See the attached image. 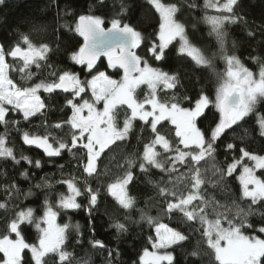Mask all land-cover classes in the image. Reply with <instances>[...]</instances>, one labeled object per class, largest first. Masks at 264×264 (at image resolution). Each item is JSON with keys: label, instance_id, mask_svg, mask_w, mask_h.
I'll return each instance as SVG.
<instances>
[{"label": "snow or ice", "instance_id": "obj_1", "mask_svg": "<svg viewBox=\"0 0 264 264\" xmlns=\"http://www.w3.org/2000/svg\"><path fill=\"white\" fill-rule=\"evenodd\" d=\"M146 2L153 17L158 16V28L148 34L124 22L132 10L124 0H119V12L111 18V27H104V18L92 14L91 7L88 13L72 14L74 27L68 22L62 25L82 38L69 59L85 66L89 75L95 71L91 79L53 68L49 59L59 45L53 48L48 42L34 43L32 38V33L45 30L43 24H32L30 33H19L15 44L0 43V125L5 129L0 133V161L11 163L13 168L22 162L29 166L18 172L24 181L35 179L30 167L42 168L40 159L17 156L9 146L11 130L19 134L24 145L42 149L47 163L62 160L65 152L76 162L75 171L66 178L65 164H56L61 179L55 183L66 185L67 194L59 193L55 205L46 197L39 217L37 209L23 208L18 201L21 196H33V188L51 191L54 184L48 174L30 184L27 191L15 179L0 185V191L6 194L0 200V209L11 213L6 217L5 232L0 234V264H90V253L78 257L69 250L81 245L82 226L72 223L71 218L58 224V215L83 210L91 225L101 188L115 199L119 209L130 212L137 200L129 189L140 175L149 177L155 192V197L149 199L155 200L158 215L139 209V221L125 215L124 222L109 215L117 239L129 231V222L144 221L152 230L146 237L148 246L133 264H176L175 248L190 241L193 233L199 234L196 250L189 253L193 257L206 255L201 251V245H206L213 264H264V219L258 224L249 222V217L256 214L253 206L264 205V143L259 152L250 150L246 146L248 129L244 136H237L234 129L241 122L247 123L246 118L254 117L259 137L264 138V113L258 111L264 101V57H249L258 66V72H253L235 51L229 54L230 26L242 28L247 38L255 40L258 32L264 36V24L253 26L247 19L244 0H204L203 8L214 14L206 12L203 21L218 44V50L208 56L192 42L185 23L179 19L186 10L191 13L198 7L195 0ZM100 3L103 5L105 0ZM237 46L231 41L232 49ZM138 50L144 54H138ZM173 50L175 56L171 55ZM217 56L225 64L223 72L216 71ZM101 57L106 58L108 69L122 71L119 79L96 71ZM183 58H190L195 66L210 70L216 77L214 99L203 87L187 94L199 83V77L194 83L180 69L153 66ZM44 69L50 71L41 79ZM15 76L25 83L34 82L23 86ZM141 86L147 89L142 99L138 94V90L143 91ZM54 95H64V103L50 116L53 109L47 100ZM12 114L19 118L10 119ZM33 119L40 120V132L21 127L22 123L31 126ZM166 127L171 137L162 131ZM137 128L145 135H137ZM130 138L137 144L128 152ZM221 154L223 161L217 159ZM153 170H158L159 180L150 178ZM0 175L7 177V173ZM230 180L238 181V199L229 186ZM90 181L100 186L94 187ZM77 198L86 200V204ZM238 200L249 202L247 208ZM162 216L176 221L177 226L162 222ZM26 224L36 229L33 243L27 242L23 234ZM182 226L191 230L189 234L181 230ZM87 243L91 249L107 253L106 264H114V258L120 256L119 250L94 236Z\"/></svg>", "mask_w": 264, "mask_h": 264}, {"label": "trees", "instance_id": "obj_2", "mask_svg": "<svg viewBox=\"0 0 264 264\" xmlns=\"http://www.w3.org/2000/svg\"><path fill=\"white\" fill-rule=\"evenodd\" d=\"M124 2L130 5L132 9L131 12L125 16L124 22L132 24L144 31L145 34L151 33L154 29L158 28V16L153 17L152 11L149 9L146 0H124ZM169 2H175V0H169ZM195 2L198 7L191 13L186 10L183 15L179 16V19L182 23H185L189 38L192 42L204 50L206 55L211 56L212 53L218 50V44L215 37L210 34V26L203 21V16L206 12L209 15L214 13L211 9L205 10L203 8L204 0H195ZM90 7L92 8V14L104 18V26L109 27L111 26L110 20L114 13L119 12V0H105L103 5L100 3V0H4V3L0 4V43H4L6 46L15 44L19 40V33H30L32 24H43L45 30L38 34L32 33V38L34 43L48 42L53 48H56L57 44L59 45L58 50L52 54L49 59V63L53 65V68L71 70L79 73L81 79H89L91 75H95L96 72L94 71L89 75L85 66L76 65L69 59V54L78 50L80 44H82V38L68 28L62 27V25L68 22L70 27H74L72 14L78 16L79 14L88 13ZM243 11L247 19L253 23V26L264 24V0H244ZM192 25H195V28H193ZM229 32V54L235 51L247 67L253 72H258V66L254 64L249 57L256 55L264 57V36L260 35L258 32L255 40H251L247 38L243 29L237 26H230ZM233 40L236 41L238 45L235 49L231 48V41ZM138 54L143 55V50H138ZM171 55H176L175 50H173ZM150 63L152 62L150 61ZM214 64L217 72H223L225 70V64L218 56L215 58ZM153 66L163 67L165 70L172 71L180 69L182 75L190 77L191 81L194 83L196 78L199 77V83H195V86L191 88L187 94L191 95L200 87H203L206 94H208L211 99H214L215 90L218 86L216 77L210 70H201L195 66L190 58L173 59L169 64H153ZM33 70L35 71V68H33ZM49 71V69H44L41 79L47 77ZM96 71H105L114 79H119L122 76V71L107 68V61L104 57L97 62ZM14 78L23 86H29L34 82L28 81L25 83L19 80V76H15ZM141 87L143 91L138 90V94L139 98L142 99L147 89L144 86ZM47 95L46 93H42L44 97H47ZM47 103H49L50 107L53 109V111H50L49 115L53 116L54 111L64 103V95H54L53 98L47 100ZM215 111V109H212V112ZM258 111L264 113V101H261L260 105H258ZM211 114L210 112L209 115ZM9 118L18 119L19 117L16 114H12ZM121 119H123V113H121ZM246 119L248 120L247 123L241 122V126L238 128L234 126L235 134L237 136H244L245 129H248L250 135L246 141V146L250 150L259 152L262 143H264V138L259 137L258 127L255 126V118ZM39 124V119H33L31 126L22 123L21 127L27 128L29 131L40 132L41 129L38 127ZM4 131L3 125H0V133ZM162 131L171 137V133H169L167 127ZM136 134L140 136L145 135L140 133L139 128L136 129ZM58 135H66V133H58ZM231 136L232 133H229L230 138ZM230 142L240 144L239 140L232 141L230 139ZM136 144L137 141L134 138H130L126 151H133ZM9 146L14 148L18 157L20 154H24L32 157L34 160L40 159L42 161V168L35 169L30 167V172L34 175L35 179L24 181L19 177L18 172L22 170L23 167L29 166L22 162L21 166L13 168L11 163L0 161V173H7V177L0 175V185L9 183L12 179H15L19 187L27 191L30 184L39 182L40 177L45 176V174L49 175L51 182L54 184V188L51 191L33 188L32 191L35 193L33 196L28 199H24L23 196L19 198L18 203L21 207H32L37 209L36 216L39 217L43 213L42 205L46 197L55 205L59 193L63 192L67 194L66 185L55 183L56 180L61 179L60 171L57 169L56 164H65L64 173L66 178L75 171V159L65 152L62 160L57 158L55 164L47 163L46 161L48 158L44 155L42 150L35 148V146L24 145L19 139V134L11 130ZM217 159L223 161L224 156L221 154ZM104 163L107 164V160H105ZM101 167H103V165H101ZM113 171H115L114 168ZM150 178L152 180H159L160 176L158 170H153V174H151ZM148 180L149 177L140 175L134 184L130 186L129 193L136 197L137 200L136 208L130 212L119 209L115 199L107 194L103 188H101L100 192L98 211L94 213V219H92L91 225L89 224L86 212L83 210H68L66 214L61 212L57 217V223L62 225L69 222V218H71L72 223L78 222L82 226L81 245L74 249L69 248V250L75 251L78 257H85L86 253H90V264H106L107 253L93 250L87 243V241L94 236L96 239L103 240L108 247L113 250H119L120 256L119 258H114V264H133V262L138 259V253H140L144 247L148 246L146 237L152 234V230L144 221H140L139 223L129 222V231L126 234L120 235L119 239H117L118 234L115 228L110 227L112 221L109 219V215L114 214L121 222H124L123 217L125 215H130L132 221H139V209H144L149 215L157 216L159 213L158 206H156L154 199H149L155 197V192ZM90 183H92L94 187L100 186L95 181H90ZM229 186L238 199V181L233 182L230 180ZM212 194L217 195L215 192ZM5 195V193L0 191V200H3ZM77 199L78 202L86 204V200ZM217 199H221V202H224L219 195H217ZM238 202L245 208H247L249 203L239 200ZM253 208L256 214L249 217V222L258 224L261 219H264V216L261 215L264 213V205L253 206ZM9 215H11V213H6L3 209H0V234L5 232L6 217ZM161 219L162 222L168 223L171 227L177 226V222L170 221L167 216H162ZM181 230H184L185 234H189L191 231L187 229L186 226H182ZM23 234L29 243H33L37 239V232L33 225L26 224ZM245 234L250 233L246 232ZM75 235L76 234L73 233V237H75ZM198 239L199 234L193 233L190 241L183 242L182 246L175 248L174 255L176 256V264H213L214 258L206 245H201V251L206 252V255L196 257L189 255V253L196 250Z\"/></svg>", "mask_w": 264, "mask_h": 264}, {"label": "rangeland", "instance_id": "obj_3", "mask_svg": "<svg viewBox=\"0 0 264 264\" xmlns=\"http://www.w3.org/2000/svg\"><path fill=\"white\" fill-rule=\"evenodd\" d=\"M178 47H179V44H178ZM105 60H106V58H105ZM107 61V60H106ZM89 79H91V78H89ZM29 86H31V85H29ZM218 87V86H217ZM215 97V96H214ZM40 150H42V149H40ZM43 151V150H42ZM38 217V216H37ZM57 222V221H56ZM59 224V223H58ZM33 227H34V225H33ZM34 229H35V227H34ZM36 230V229H35ZM14 238V237H13ZM262 238H264V236H262Z\"/></svg>", "mask_w": 264, "mask_h": 264}, {"label": "water", "instance_id": "obj_4", "mask_svg": "<svg viewBox=\"0 0 264 264\" xmlns=\"http://www.w3.org/2000/svg\"><path fill=\"white\" fill-rule=\"evenodd\" d=\"M104 27H105V26H104ZM109 27H111V26H109ZM106 28H108V27H106ZM101 58H102V57H101ZM101 58H100V59H101ZM99 61H100V60H99ZM99 61H98V62H99Z\"/></svg>", "mask_w": 264, "mask_h": 264}]
</instances>
